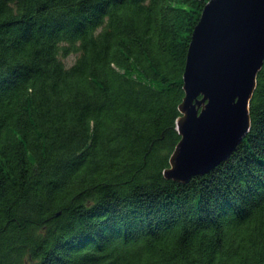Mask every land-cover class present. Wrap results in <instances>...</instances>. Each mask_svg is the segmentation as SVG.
Segmentation results:
<instances>
[{
	"label": "trees",
	"instance_id": "1",
	"mask_svg": "<svg viewBox=\"0 0 264 264\" xmlns=\"http://www.w3.org/2000/svg\"><path fill=\"white\" fill-rule=\"evenodd\" d=\"M208 1L0 0V264H264V64L228 158L164 175Z\"/></svg>",
	"mask_w": 264,
	"mask_h": 264
},
{
	"label": "water",
	"instance_id": "2",
	"mask_svg": "<svg viewBox=\"0 0 264 264\" xmlns=\"http://www.w3.org/2000/svg\"><path fill=\"white\" fill-rule=\"evenodd\" d=\"M263 64L264 0H209L187 54L167 179L186 182L228 158L250 130Z\"/></svg>",
	"mask_w": 264,
	"mask_h": 264
},
{
	"label": "rangeland",
	"instance_id": "3",
	"mask_svg": "<svg viewBox=\"0 0 264 264\" xmlns=\"http://www.w3.org/2000/svg\"><path fill=\"white\" fill-rule=\"evenodd\" d=\"M62 61L65 63L67 67H70L76 61L78 54H69L68 56H60Z\"/></svg>",
	"mask_w": 264,
	"mask_h": 264
},
{
	"label": "bare ground",
	"instance_id": "4",
	"mask_svg": "<svg viewBox=\"0 0 264 264\" xmlns=\"http://www.w3.org/2000/svg\"><path fill=\"white\" fill-rule=\"evenodd\" d=\"M213 152H214V151H213ZM213 152H211V154H212Z\"/></svg>",
	"mask_w": 264,
	"mask_h": 264
}]
</instances>
